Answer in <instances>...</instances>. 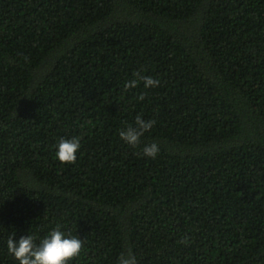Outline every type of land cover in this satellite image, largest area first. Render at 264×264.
Returning <instances> with one entry per match:
<instances>
[{
    "label": "trees",
    "instance_id": "obj_1",
    "mask_svg": "<svg viewBox=\"0 0 264 264\" xmlns=\"http://www.w3.org/2000/svg\"><path fill=\"white\" fill-rule=\"evenodd\" d=\"M57 226L68 264H264V0H0V264Z\"/></svg>",
    "mask_w": 264,
    "mask_h": 264
},
{
    "label": "clouds",
    "instance_id": "obj_2",
    "mask_svg": "<svg viewBox=\"0 0 264 264\" xmlns=\"http://www.w3.org/2000/svg\"><path fill=\"white\" fill-rule=\"evenodd\" d=\"M137 79H132L125 83V90L137 87L142 81L145 88H155L160 85V80L153 77L142 76L139 72L133 74ZM139 99L143 100L142 94ZM155 120H144L141 115L135 118V127L129 125L125 130H121L119 136L121 140L131 146H136L145 132L152 129ZM81 148L80 138H61L58 142L56 159L62 164L75 163L77 152ZM159 152L156 143L145 146L143 154L146 157L155 158ZM187 242V241H185ZM83 246V240L75 236H66L60 231L59 226L51 231L39 244L35 243V238L31 235L21 236L19 239L9 237L7 240V250L18 264H68L69 261L77 257ZM118 264H137L135 256L131 250L127 254H121Z\"/></svg>",
    "mask_w": 264,
    "mask_h": 264
}]
</instances>
